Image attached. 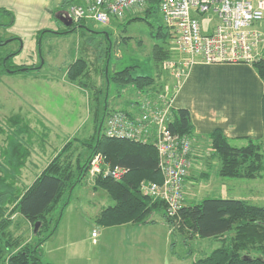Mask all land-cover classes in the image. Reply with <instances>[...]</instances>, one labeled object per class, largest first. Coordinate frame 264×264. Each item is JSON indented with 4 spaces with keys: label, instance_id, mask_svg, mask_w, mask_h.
Returning a JSON list of instances; mask_svg holds the SVG:
<instances>
[{
    "label": "trees",
    "instance_id": "obj_1",
    "mask_svg": "<svg viewBox=\"0 0 264 264\" xmlns=\"http://www.w3.org/2000/svg\"><path fill=\"white\" fill-rule=\"evenodd\" d=\"M81 0H65L75 3ZM159 0H150L143 16L132 20H148L151 15H158ZM85 20L74 22L72 31ZM12 22L6 24L10 25ZM150 23V22H149ZM1 25V22H0ZM152 26V37L157 41L153 46L156 67L162 68L163 62L173 56L170 47L171 33L164 23ZM42 31V32H46ZM68 32V31H66ZM0 38V46L9 41ZM19 49L0 55V67L8 73L38 71L44 64H14L12 58ZM110 49L107 50V58ZM106 58V59H107ZM108 64L104 67L106 88L103 106H99L101 90L93 93L96 107L94 115L98 121L96 132L88 140H70L34 179L31 185L23 189L18 186L17 177L31 155L28 141L31 125L21 114L7 117L8 130L0 126V132L6 134L5 144L0 148V264H54L44 260L41 245L57 228L62 212L54 220L51 215L66 194L72 193L88 175L91 161L101 155L111 168L123 167L127 172L119 180L103 172L97 174L94 189H103L114 201L104 207L96 218V223L104 227L119 226L127 223L139 225L153 224L151 218L156 210H164V217L174 231L188 236L213 238L220 245L209 254L191 264H264V205L249 203L234 197H206L194 205L183 204L179 217L171 218L163 201L153 200L141 190L142 182L162 184L164 176L158 167V151L153 143L139 142L128 138L108 137L102 133L108 112V100L111 83L121 88L132 86L140 92L161 89L163 83L151 75H133L135 66H127L110 74ZM259 76L264 81V60L253 63ZM67 76L73 82L87 87L88 62L79 58L70 63ZM164 85V84H163ZM127 112L128 110L123 109ZM173 121L170 129L174 133L192 135L194 124L186 108H172ZM213 154L219 160L218 173L224 178L254 179L264 176L263 143L248 137L237 138L243 143L236 144L224 132L217 128L208 135ZM79 142L89 149L85 161L78 157L74 161V143ZM68 205L65 201L63 206ZM19 212L33 227L40 222V228L34 232V244H22V238L10 230L11 216Z\"/></svg>",
    "mask_w": 264,
    "mask_h": 264
},
{
    "label": "rangeland",
    "instance_id": "obj_2",
    "mask_svg": "<svg viewBox=\"0 0 264 264\" xmlns=\"http://www.w3.org/2000/svg\"><path fill=\"white\" fill-rule=\"evenodd\" d=\"M62 13L67 15L68 8ZM62 13L56 14L55 18L57 24L62 29H66L68 26L60 19ZM143 15L144 11L137 7L127 13L124 18L113 20L109 24L85 20L72 31L46 34L44 38L41 35L39 49L37 46L35 50L40 56V63L44 62V66L38 70L39 72H27L28 76L24 75L26 72L8 73L0 67V126L8 130L7 117L18 113L27 119L29 117L32 122H29L32 128L30 134L23 137L25 142L28 141L31 155L24 165L28 163L27 168L23 166L17 177L16 184L20 188L25 189L31 185L34 181V174L38 172L37 169L46 167L70 140H88L96 132L98 121L94 110L97 102L93 99V93L101 90L98 96L100 97L99 106L102 107L107 81L104 73L106 64H108L110 74L127 66H135L132 70L133 75L155 76L157 81L164 84L161 85L163 88L150 91L161 92L167 89L172 77L163 68V64L160 69L156 67L153 46L157 41L151 35L153 29L150 26V23L154 26L164 23L163 18L161 14H158L149 16L147 21L132 20L136 16ZM200 19L205 30L215 22L212 15L203 16ZM5 30H7L5 25L0 26V34ZM17 48L16 43L0 46V55H7ZM109 49L110 55L107 58ZM79 58H84L88 62L87 87L71 81L67 76L70 63ZM37 74L44 76L45 80L41 77L40 80L34 79L33 77L38 76ZM148 92L141 93L132 86L121 88L111 83L108 112L137 108L139 100H135L144 98ZM126 102L129 104L125 105ZM134 102L137 103L134 104ZM36 104L41 107L37 106L39 108L37 109ZM129 105L134 106L129 109L127 108ZM5 138L6 134L0 132V148L5 144ZM89 153V149L83 144L74 143V161L78 157L81 161H85ZM206 154L207 157H203L200 165L198 164L200 168L193 170V179L188 182L185 193L186 205H194L206 197H226L220 193L222 187L216 186L217 157L210 147H207ZM204 172L207 173L206 176L202 175ZM96 176L97 174L90 170L72 193L64 196L52 213L51 217L54 220L61 212L62 218L55 230V235L48 244L53 245L65 241L78 242L46 256L45 261L55 260L57 264H87L90 260V264H97L96 259L109 262V259L114 257L117 241L120 240H107L108 247H102L104 250L100 256H98L99 246H89L92 231L97 229L103 232L105 230L96 223V212L114 203L105 190L94 189ZM95 190L98 192L94 193ZM65 201H68V205L63 206ZM151 218L155 219V223L147 227L130 223L109 227L108 231L114 233L131 230L150 232L153 235H147L143 242L158 249L159 254L162 249H165V237L169 229L171 235L168 236L172 241L173 255L171 261L166 264H191L220 245L211 238L188 236L174 231V227H170L165 220L164 210H156ZM17 225H22V231L27 229L28 234L32 233V225L29 228H25L22 222ZM10 230L18 236L14 230V224ZM124 241L127 242V240Z\"/></svg>",
    "mask_w": 264,
    "mask_h": 264
},
{
    "label": "built area",
    "instance_id": "obj_3",
    "mask_svg": "<svg viewBox=\"0 0 264 264\" xmlns=\"http://www.w3.org/2000/svg\"><path fill=\"white\" fill-rule=\"evenodd\" d=\"M150 0H81L71 4L67 16L73 22L93 20L109 24L122 19L134 8L142 11ZM164 25L171 33L173 56L163 62L172 79V91H149L135 102L137 108L117 110L105 118L102 133L154 144L162 184L142 182L140 188L153 200L166 205L167 214L179 217L184 204V187L193 151L192 135L174 133L171 97L198 61L206 63H253L264 60V0H159ZM212 15L215 22L204 29L201 17ZM90 170L119 180L127 172L111 168L101 155L91 161ZM98 230H94L95 237Z\"/></svg>",
    "mask_w": 264,
    "mask_h": 264
},
{
    "label": "crops",
    "instance_id": "obj_4",
    "mask_svg": "<svg viewBox=\"0 0 264 264\" xmlns=\"http://www.w3.org/2000/svg\"><path fill=\"white\" fill-rule=\"evenodd\" d=\"M70 5L71 3L65 2V0H0V26L5 25L7 29L1 32L0 38L6 40L15 38L4 46L16 43L18 45L16 50H20L11 61L18 65L39 64L40 56L35 49L37 46L39 49L41 35L44 38L46 34L65 33L70 30V26L62 29L55 18L56 14L59 15L64 12ZM64 14L66 13H62V16L70 19ZM10 22H12L10 26L6 25ZM45 30L47 31L42 32ZM41 63L44 64V62ZM24 75L28 76V73ZM37 75L36 77L33 75V78L40 80L41 77L42 80H45L44 76ZM173 82L172 79L168 82L167 89L170 91H172ZM140 99L138 98L135 101ZM128 104V102L125 103V105ZM134 104L136 103L134 102ZM171 105L173 108L188 109L194 124V133L192 134L194 140L193 151L189 174L184 187V203L188 182L193 179V170L200 168L198 164L200 165V162H202L201 159L207 157V147L212 148L208 135L213 130L220 128L225 136L235 140L234 143L236 144L243 143L242 140H237V138L248 137L261 141L264 147V81L251 64L196 62L173 92ZM37 106L41 107L36 104V108ZM133 106L129 105L127 108L130 109ZM28 121L31 122L30 119ZM218 163L216 158V186L220 185L219 187H222L221 194L226 197L243 199L252 204L264 205V176L254 179H227L218 176ZM27 165L24 168H27ZM44 167L40 168V171L37 169L38 172L34 174L33 180L42 172ZM202 175L206 176L207 173L204 172ZM97 192L98 190H95L94 193ZM102 209L103 207L98 209L96 218ZM12 220L16 234L23 238L22 244L35 242L33 228L32 233L28 234L27 229L22 231V225H17L22 222L25 228L31 227L30 222L24 216L19 212H15L12 215ZM150 225L152 224L139 226L147 227ZM108 228L104 227L103 232L99 230L95 237L92 235L93 231L91 233L89 246H99L98 256L102 254L103 246L108 247L107 240L117 239L120 241H117L114 257L109 259V262L96 259L95 263L166 264V262L171 261L173 251L172 241L168 236L171 235L169 229L165 237V249H162L161 253L158 254V249L143 242L147 235L151 236L152 233L135 230L114 233L109 232ZM55 233L56 231L41 245L44 258L78 242L65 241L49 245L48 243ZM124 240H127V242ZM216 242L219 241L216 240ZM48 262L57 264L55 260H48ZM87 264H90V260Z\"/></svg>",
    "mask_w": 264,
    "mask_h": 264
},
{
    "label": "water",
    "instance_id": "obj_5",
    "mask_svg": "<svg viewBox=\"0 0 264 264\" xmlns=\"http://www.w3.org/2000/svg\"><path fill=\"white\" fill-rule=\"evenodd\" d=\"M60 19L67 25V26H71L74 22L71 19H67V17L62 16L60 17ZM41 223L37 222L34 226V232H37L38 229L40 228Z\"/></svg>",
    "mask_w": 264,
    "mask_h": 264
}]
</instances>
